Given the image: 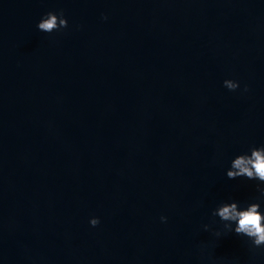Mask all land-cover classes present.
Here are the masks:
<instances>
[{
  "label": "water",
  "instance_id": "1",
  "mask_svg": "<svg viewBox=\"0 0 264 264\" xmlns=\"http://www.w3.org/2000/svg\"><path fill=\"white\" fill-rule=\"evenodd\" d=\"M261 144L264 0H0V264H264L204 229Z\"/></svg>",
  "mask_w": 264,
  "mask_h": 264
},
{
  "label": "clouds",
  "instance_id": "2",
  "mask_svg": "<svg viewBox=\"0 0 264 264\" xmlns=\"http://www.w3.org/2000/svg\"><path fill=\"white\" fill-rule=\"evenodd\" d=\"M107 19V16H104ZM68 18L63 10L48 11L38 21V30L45 33L58 32L67 28ZM224 86L230 91L240 89V81L236 79H225ZM248 86L243 88L247 92ZM229 179L246 178L255 182V188L259 195L247 202L229 198L219 202L212 209V216L219 218L222 229H212L209 224L204 225L205 230H212L216 237H221L227 233H234L242 238H246L251 247L264 249V144L253 145L247 151L235 155L230 166L226 170ZM161 221L166 222L167 217L161 216ZM90 224L95 227L100 224V218L93 216Z\"/></svg>",
  "mask_w": 264,
  "mask_h": 264
}]
</instances>
